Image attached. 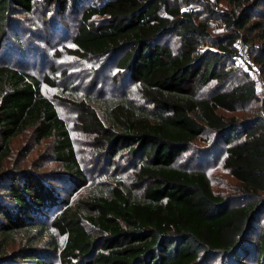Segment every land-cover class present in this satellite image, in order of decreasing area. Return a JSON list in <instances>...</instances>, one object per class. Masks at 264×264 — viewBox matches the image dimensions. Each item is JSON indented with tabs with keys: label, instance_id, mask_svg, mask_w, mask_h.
I'll return each instance as SVG.
<instances>
[{
	"label": "trees",
	"instance_id": "trees-1",
	"mask_svg": "<svg viewBox=\"0 0 264 264\" xmlns=\"http://www.w3.org/2000/svg\"><path fill=\"white\" fill-rule=\"evenodd\" d=\"M35 1L0 0V52L11 28L10 11L32 13ZM40 1L60 4L62 12L70 3ZM224 1L232 9L225 16L231 31L216 38L208 22L186 11L193 0H103L84 10L73 39L75 52L84 59L109 57L129 74L140 100L97 101L103 121L84 102L62 100L84 111L90 119L85 129L97 133V143L108 146L112 160L122 151L132 155L134 182L98 184L87 198L64 205L47 223L40 220L59 207L58 193L37 176L13 178L7 190L12 207L0 205V264H55L56 258L58 264H201L210 258L247 264L254 252L256 264H264V229L255 225L264 208V115L237 120L218 114L251 106L257 100L256 83L244 81L210 98L197 93L210 81L228 82L234 44L242 33L259 27L250 21L264 0ZM172 33L180 38L177 53L162 43ZM244 43L251 54L248 41ZM256 60L264 68V59ZM45 82L53 85L48 78ZM42 84L23 68L0 64V169L13 140L32 132L37 144L56 141L66 184L83 187L87 179L70 132L42 93ZM206 131L228 146L223 167L241 185L239 199L217 195L205 171L177 164ZM255 198L262 200L235 206L240 199ZM54 230L64 237L63 245ZM252 237L258 238L255 245L249 244ZM19 239L25 243L10 254Z\"/></svg>",
	"mask_w": 264,
	"mask_h": 264
},
{
	"label": "rangeland",
	"instance_id": "rangeland-1",
	"mask_svg": "<svg viewBox=\"0 0 264 264\" xmlns=\"http://www.w3.org/2000/svg\"><path fill=\"white\" fill-rule=\"evenodd\" d=\"M101 1L103 0H70L68 9L62 12L60 4L50 5L46 1L38 0L35 1L32 13H25L19 9L10 11L11 28L4 38L0 64L6 63L23 68L43 83L42 93L54 103L59 117L65 121L81 169L87 179V184L83 187L76 182L66 184V169L56 157L54 139L43 140L37 144L32 132L15 138L11 144V155L0 169V205L12 207L7 190L13 178H20L23 181L28 175L37 176L47 187H52L53 192L58 193L60 200L59 207L53 212H48L45 219L40 220L43 222L52 223L64 205H73L78 200L87 198L93 190L92 187L98 184L109 185L107 183H112V179L123 180L128 185L134 182L132 173L136 160H131L132 155L128 151H122L112 160L108 146L97 143V133L85 129L90 119L84 117V111L62 100L68 98L74 102H84L101 121L103 119L97 101L110 97L140 100L136 84L126 76L129 74L120 71L110 62L109 57L98 60L84 59L75 52L73 39L84 10ZM185 8L186 6L183 7ZM187 8L195 11L200 19L209 23L211 37L223 36L231 31L226 26L225 16L230 14L232 9L224 0H193ZM208 9L214 13L211 14ZM97 22L99 23L98 20ZM255 23H258L259 27L241 34L243 42L248 41L251 46L248 66L241 67L236 63H228L227 69L232 72L228 82L210 81L197 89L200 97L210 98L244 81L256 83L257 100L248 108H238L233 113L219 110L218 114L226 119L245 120L257 112L264 115V68L256 60L264 59V51L261 52L262 47L264 48L262 37L264 7L253 14L250 25ZM162 43L168 44L175 53L180 49V38L174 33L168 35ZM47 78L53 85L45 82ZM227 147L224 144L219 145L214 135L206 131L194 142L192 149L178 159L177 164L189 170L205 171L217 195L235 200L240 198L242 189L239 182L223 167ZM56 177L62 179L61 182H57L58 180L54 182L53 179ZM258 200L255 198L245 202L240 199L235 206L255 203ZM0 221H3L1 217ZM83 224L92 236L99 237L98 232L90 225L86 222ZM255 225L258 230L264 229V208ZM54 237L63 245L64 237L56 230ZM257 239L252 237L249 244L255 245ZM23 243L25 241L19 239L16 245L9 248L10 254ZM246 260L247 264H256L257 252L250 254ZM202 263L223 264L220 258L203 259ZM55 264H58L57 258Z\"/></svg>",
	"mask_w": 264,
	"mask_h": 264
},
{
	"label": "built area",
	"instance_id": "built-area-1",
	"mask_svg": "<svg viewBox=\"0 0 264 264\" xmlns=\"http://www.w3.org/2000/svg\"><path fill=\"white\" fill-rule=\"evenodd\" d=\"M186 11H189V8H186ZM235 53L232 56V61L238 64L241 67L248 66L249 60V47L246 45L242 39H239L235 44Z\"/></svg>",
	"mask_w": 264,
	"mask_h": 264
}]
</instances>
